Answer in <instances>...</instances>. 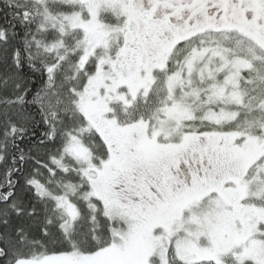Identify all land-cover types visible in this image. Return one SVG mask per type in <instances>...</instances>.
I'll use <instances>...</instances> for the list:
<instances>
[{
  "label": "snow or ice",
  "instance_id": "snow-or-ice-1",
  "mask_svg": "<svg viewBox=\"0 0 264 264\" xmlns=\"http://www.w3.org/2000/svg\"><path fill=\"white\" fill-rule=\"evenodd\" d=\"M0 264H264V0H0Z\"/></svg>",
  "mask_w": 264,
  "mask_h": 264
}]
</instances>
